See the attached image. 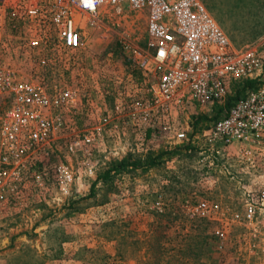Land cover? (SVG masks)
<instances>
[{
  "label": "rangeland",
  "instance_id": "obj_1",
  "mask_svg": "<svg viewBox=\"0 0 264 264\" xmlns=\"http://www.w3.org/2000/svg\"><path fill=\"white\" fill-rule=\"evenodd\" d=\"M5 1L0 66L43 84L49 95L69 88L79 99L75 109L52 118L57 128L49 140L30 151L2 190L0 264H146L145 247L156 243L203 245L205 263L264 264V229L244 215L248 195L264 189V136L255 149L234 143L213 152L202 132L223 114L219 106L186 105L178 118L190 134L184 143L136 126L125 108L147 98V79L126 47H145L142 18L107 6L84 46L56 47L51 37L30 48L34 30L12 17L11 0ZM200 1L235 47L264 34V0ZM5 108L0 99V122ZM147 157L152 167L110 170ZM201 202L209 208L207 223L196 217ZM212 230L221 233L217 240Z\"/></svg>",
  "mask_w": 264,
  "mask_h": 264
},
{
  "label": "built area",
  "instance_id": "obj_2",
  "mask_svg": "<svg viewBox=\"0 0 264 264\" xmlns=\"http://www.w3.org/2000/svg\"><path fill=\"white\" fill-rule=\"evenodd\" d=\"M6 3L0 0V27ZM10 4L9 14L24 18L34 30L27 43L30 48L45 46L51 37L56 47L84 46L100 9L107 6L142 18L145 47H126L132 64L147 79V98L133 102L128 112L125 108V117L136 126L169 132L184 143L190 134L178 118L186 105L219 106L224 107L223 114L202 132L213 152H223L234 143L255 149L264 136V34L235 47L200 0H11ZM39 63L43 66L45 60ZM245 81L252 84L243 87ZM78 96L69 88L49 95L43 84L0 66V99L6 102L0 122V200L30 151L43 146L57 128L52 118L66 108L75 109ZM91 129L94 133L88 132L89 136L98 134L95 127ZM82 140L90 142L85 136ZM57 171L63 176L62 168ZM195 211L204 219L209 208L201 202ZM244 215L250 223L259 219L264 229V189L248 195ZM213 234L221 236L218 231Z\"/></svg>",
  "mask_w": 264,
  "mask_h": 264
},
{
  "label": "trees",
  "instance_id": "obj_3",
  "mask_svg": "<svg viewBox=\"0 0 264 264\" xmlns=\"http://www.w3.org/2000/svg\"><path fill=\"white\" fill-rule=\"evenodd\" d=\"M252 83L250 81H245L243 83V87L250 86ZM154 165V159L147 157L144 161H121L119 164H117L115 167L111 168L110 170H125L127 167H131L133 169H145L148 167H152ZM109 171L103 172L101 175V179H106L108 177ZM199 221H203V223H207V221H204L203 219H198ZM153 231H151L152 233ZM214 230H212L211 237L213 235ZM214 236V235H213ZM152 237V236H151ZM150 238V236H149ZM147 237V239H149ZM204 238V237H203ZM216 239L217 237L214 236ZM217 240V239H216ZM212 244L214 243V240H210ZM216 242V241H215ZM203 245H194V246H189L185 245L184 243L178 244L172 248H166L163 243H156L154 247L146 246L145 250L148 252L147 257V263L146 264H214L212 262L205 263L201 259V256L199 255L202 254L201 248ZM171 251L172 254L169 255V257H166L168 252ZM217 252L215 250V246L213 244V251L212 253ZM216 254V253H215ZM219 254V252L217 253ZM166 255V256H165ZM207 256H210L209 254H206ZM152 262H151V261Z\"/></svg>",
  "mask_w": 264,
  "mask_h": 264
}]
</instances>
